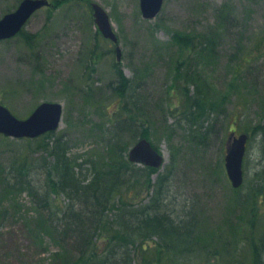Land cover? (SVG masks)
Returning a JSON list of instances; mask_svg holds the SVG:
<instances>
[{"label": "rangeland", "instance_id": "obj_1", "mask_svg": "<svg viewBox=\"0 0 264 264\" xmlns=\"http://www.w3.org/2000/svg\"><path fill=\"white\" fill-rule=\"evenodd\" d=\"M20 1L0 0V18ZM47 1L20 34L0 41V104L18 119L42 102L60 104L54 135L85 168L119 161L142 130L162 156L151 185L168 176L160 212L194 239L181 264H264V0H164L153 20L142 18L139 0ZM92 3L109 16L119 60ZM182 39L191 40L186 50ZM177 61L185 65L177 69ZM202 101L214 111L197 115ZM243 134V183L233 189L225 155L229 139ZM25 144L0 135L1 175ZM29 155L35 163L45 157ZM9 195L0 178V264H74L46 223L38 231L27 225L42 220L29 198ZM157 240L144 245L159 249ZM225 242L224 255L210 259Z\"/></svg>", "mask_w": 264, "mask_h": 264}, {"label": "trees", "instance_id": "obj_2", "mask_svg": "<svg viewBox=\"0 0 264 264\" xmlns=\"http://www.w3.org/2000/svg\"><path fill=\"white\" fill-rule=\"evenodd\" d=\"M31 37L28 35L27 40ZM189 41L178 40L179 49L186 50ZM191 49L194 50L193 45ZM176 65L179 69L185 64L177 61ZM120 77L125 86L124 78ZM196 103L197 115L206 116L214 111L206 101ZM129 104L134 106L133 102ZM132 123L137 127L141 124ZM141 132H137L136 141L147 137ZM48 136H55L54 132L39 137L41 144L34 151L33 144L39 138L20 139L26 144L11 158L8 170L0 178L11 193L9 196L25 194L29 198L35 214L42 220L28 221L27 225L38 231V225L46 223L52 230L51 235H57L58 247L66 254L63 259L71 256L74 264H181L182 260L187 261L185 254L192 251L193 236L176 227V222L165 212H160L167 175L151 185L149 173L158 169L130 162L128 155L124 156L125 150L119 161L104 157L100 158L99 167L91 162L85 168L78 158L69 156L67 142L60 135L50 144L44 140ZM35 151L45 154L38 158L40 163L33 162L29 155ZM139 197H142L140 201ZM145 199L150 201L144 203ZM152 237L158 239L157 250L144 245ZM227 245L225 242L215 246L217 253L210 259L217 261L216 257L224 255Z\"/></svg>", "mask_w": 264, "mask_h": 264}, {"label": "water", "instance_id": "obj_3", "mask_svg": "<svg viewBox=\"0 0 264 264\" xmlns=\"http://www.w3.org/2000/svg\"><path fill=\"white\" fill-rule=\"evenodd\" d=\"M163 0H139L140 13L143 19L152 20L160 12ZM49 6L47 0H22L17 8L0 18V41L17 35L29 18L43 7ZM94 22L101 35L113 43L118 39L112 29L109 16L98 4H90ZM117 60L120 50H116ZM62 118V106L58 103L43 102L24 120H19L0 104V134L10 138L34 139L43 134L56 131ZM225 155V170L233 189H237L243 182L242 162L247 141L246 135L231 137ZM132 163H141L147 167L158 169L162 164V156L154 150L150 143L142 139L128 154Z\"/></svg>", "mask_w": 264, "mask_h": 264}]
</instances>
